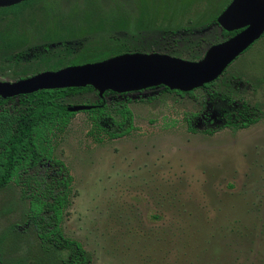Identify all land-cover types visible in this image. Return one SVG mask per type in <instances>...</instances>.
I'll list each match as a JSON object with an SVG mask.
<instances>
[{
  "label": "rangeland",
  "instance_id": "1",
  "mask_svg": "<svg viewBox=\"0 0 264 264\" xmlns=\"http://www.w3.org/2000/svg\"><path fill=\"white\" fill-rule=\"evenodd\" d=\"M222 4L28 0L0 7V80L57 69L50 65L57 53L79 55L84 62L103 58L102 49L114 40L134 51L199 59L224 39L218 24L200 25ZM164 27L194 30L166 35ZM18 51L27 54L17 58ZM212 88L256 105L259 119L246 128L191 132L185 117L201 108L205 91L181 95L156 86L126 96L133 124L128 134L109 139L92 129L88 113L80 110L56 136L54 156L72 177L62 231L82 244L89 264L264 261V34ZM94 100V92L66 99L69 105ZM24 205L17 185L1 189L0 231L20 219ZM2 248L0 264H64L66 257L44 250L32 227L12 235Z\"/></svg>",
  "mask_w": 264,
  "mask_h": 264
},
{
  "label": "trees",
  "instance_id": "2",
  "mask_svg": "<svg viewBox=\"0 0 264 264\" xmlns=\"http://www.w3.org/2000/svg\"><path fill=\"white\" fill-rule=\"evenodd\" d=\"M229 1L223 0L221 8L200 25L206 27L216 23V16ZM26 2L27 0L14 5ZM144 25L140 24L138 28ZM192 30L194 29L191 27H164L160 31L169 35L190 33ZM234 32L221 28L224 39ZM43 49L49 52L47 46ZM102 50L106 55L103 58L134 51L126 43L115 40ZM37 53L38 51L31 54L38 55ZM26 54L25 51H18L14 56L19 58ZM67 55L55 54L57 59L50 63L52 68L84 62L80 61L79 55L70 58ZM103 58H91L89 61ZM25 76L26 74L16 72V79ZM214 82L215 80L200 87L206 96L202 99L201 108L185 117L188 130L211 134L224 127L246 128L259 119L261 112L256 105L236 100L217 89H210ZM159 86L181 95L193 93V90L184 92ZM90 92H94L95 100L87 103L91 107L83 111L88 113L92 129L109 139L128 134L133 128L132 111L127 106L126 96L129 92L106 90L99 96L92 86L86 85L39 89L6 98L0 96V191L9 184L17 185L20 198L25 204L20 219L0 231V261L3 256L2 247L10 237L24 228L32 227L44 250L66 253L64 264H89V254L82 244L65 236L62 231L64 210L70 201L72 177L64 162L54 156L53 147L56 136L66 128L70 118L76 113L67 109L69 103L66 99ZM257 261V264H264L260 258Z\"/></svg>",
  "mask_w": 264,
  "mask_h": 264
},
{
  "label": "water",
  "instance_id": "3",
  "mask_svg": "<svg viewBox=\"0 0 264 264\" xmlns=\"http://www.w3.org/2000/svg\"><path fill=\"white\" fill-rule=\"evenodd\" d=\"M23 0H0V7ZM226 31H235L206 48L201 58L190 60L162 52H122L106 58L41 70L12 81L0 80L3 98L39 89L92 86L102 96L139 91L163 85L170 90L190 91L215 80L226 67L264 32V0H230L216 16ZM89 104L68 105L69 111L89 109Z\"/></svg>",
  "mask_w": 264,
  "mask_h": 264
},
{
  "label": "flooded vegetation",
  "instance_id": "4",
  "mask_svg": "<svg viewBox=\"0 0 264 264\" xmlns=\"http://www.w3.org/2000/svg\"><path fill=\"white\" fill-rule=\"evenodd\" d=\"M23 1H25V0H23ZM27 1H28V0H27ZM21 2H22V1H21ZM19 3H20V2H19ZM216 79H217V78H216ZM216 79H215V80H216Z\"/></svg>",
  "mask_w": 264,
  "mask_h": 264
}]
</instances>
